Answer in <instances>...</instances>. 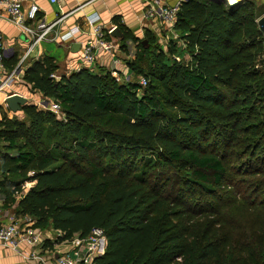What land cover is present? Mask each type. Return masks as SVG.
Listing matches in <instances>:
<instances>
[{
	"label": "trees",
	"instance_id": "16d2710c",
	"mask_svg": "<svg viewBox=\"0 0 264 264\" xmlns=\"http://www.w3.org/2000/svg\"><path fill=\"white\" fill-rule=\"evenodd\" d=\"M259 8L183 0L175 31L185 47L171 40L167 51L115 17L122 49H135L128 68L146 86L105 68L58 80L53 57L33 62L24 82L62 116L0 107L2 209L60 233L57 244L104 230L93 264H264Z\"/></svg>",
	"mask_w": 264,
	"mask_h": 264
},
{
	"label": "crops",
	"instance_id": "0c3cea01",
	"mask_svg": "<svg viewBox=\"0 0 264 264\" xmlns=\"http://www.w3.org/2000/svg\"><path fill=\"white\" fill-rule=\"evenodd\" d=\"M183 0H26L23 7V13L26 15L31 3H36L40 11L38 18L43 19L47 24L53 23L59 18L64 20L57 25L54 32L45 41L40 42L33 50L32 54L26 59L22 65L21 79H23L26 69L36 61L41 60L45 56L53 57L58 65L57 76L60 78L63 75H69L74 71L85 69L82 67L83 48L87 42L94 41L91 27L87 23V16L92 14L99 15L100 23L106 29L117 27L113 19L118 17L126 28H128L137 38L143 39L145 31L149 30L161 42L162 39L168 38L169 32L166 24L156 20L146 18V11L149 4L156 3L158 6L171 7ZM34 25V24H33ZM32 25V26H33ZM79 28V31L73 35V38L67 41H62L61 36L68 33L73 28ZM0 35L2 36L5 45V61L8 65L16 67L21 63L32 37L24 33L19 27L13 24L7 16L4 7L0 5ZM160 38H162L160 40ZM116 42V50L112 53L101 52L97 56V62L94 70L99 68L113 69L124 72L125 62L129 59V55L121 47L120 41L113 38ZM79 46V47H74ZM16 62V63H15ZM16 64V65H14ZM6 65V64H5ZM7 69L11 68L6 66ZM8 69V70H9ZM99 71V70H98ZM125 73V72H124ZM59 80V79H58ZM22 85H15L11 90L13 94L21 95L27 98V104H36L43 99L42 94L32 91V87L22 80ZM0 94V107L2 111L10 117L14 115L22 117V108L14 113L9 110L8 106L2 99ZM7 97V96H6ZM42 97V98H41ZM38 99V101L36 100ZM1 118V114H0ZM3 198L0 197V205ZM14 217V214L5 210L4 217L1 222H9ZM15 218V217H14ZM27 221L26 218L23 219ZM21 220V221H23ZM48 239L45 241V247L40 250L43 261L36 259H25L24 254H30L32 248L22 246L23 253L14 252L8 248L0 246V264H51V261L63 254H66L71 249L67 243L57 244L53 242L56 238L55 232L48 233ZM39 251V250H38Z\"/></svg>",
	"mask_w": 264,
	"mask_h": 264
},
{
	"label": "built area",
	"instance_id": "2783aa9c",
	"mask_svg": "<svg viewBox=\"0 0 264 264\" xmlns=\"http://www.w3.org/2000/svg\"><path fill=\"white\" fill-rule=\"evenodd\" d=\"M51 1L56 2L57 0ZM25 2L26 0H0V5L3 6L7 12L8 19L24 33L29 34L32 37V42L19 66L13 70H8L4 64L6 48L2 36L0 35V94H5L6 96L9 95L7 90H10L13 86L16 78H18V72L22 69V65L26 59L32 54L34 48L40 42L47 40L54 32L57 25L61 24L64 20V18L61 17L55 22L47 24L43 19L38 18L40 8L34 2L30 4L27 14L25 15L23 13ZM181 2L182 1L171 7L157 6L156 3L158 2L149 4L145 14L146 18L156 19L166 24L168 31L171 32V35L173 36L175 34L176 16ZM86 19L91 27L94 41L87 42L83 48L82 67L94 70L97 56L101 52L112 53L117 48V42L113 38L108 39L107 37L115 27L106 29L104 25L100 23L101 18L96 14L87 16ZM78 31L79 28H73L60 38L62 41L70 40ZM181 45L182 47H185L183 43H181ZM52 77L59 79L55 74H53ZM141 83L143 86H146L147 80L144 78ZM49 110L55 114L61 113L60 106L56 103H53ZM4 215L5 211L0 205V220ZM33 225L34 223L31 220L18 221L14 217L6 223L0 221V246L18 253H23L21 251L22 246H28L33 250H31L30 254H24L22 256H24L25 259L43 261L40 250L45 247V241L49 238L48 233H50V231L38 230L34 228ZM56 234V238L53 239L54 243H56L58 237H61L60 233ZM65 243L69 244L71 249L66 254L54 258L51 261V264H93L95 258L103 256L106 253L108 246L106 234L104 230L100 228H94L87 237L81 238L75 236L70 242Z\"/></svg>",
	"mask_w": 264,
	"mask_h": 264
},
{
	"label": "rangeland",
	"instance_id": "374dc122",
	"mask_svg": "<svg viewBox=\"0 0 264 264\" xmlns=\"http://www.w3.org/2000/svg\"><path fill=\"white\" fill-rule=\"evenodd\" d=\"M233 2V0H227V2ZM256 2L258 3V5H259V14H261V13H263L264 12V0H256ZM234 3V2H233ZM169 32V31H168ZM175 32V34L172 36L171 34V32H169V36H168V38H164V39H162V38H160V40H161V42L159 41L158 43H159V45L161 46V48L164 50V51H167L168 50V44H169V42L171 41V40H173V41H176V42H178V46H181L182 47V45H181V43H183L184 44V42L183 41H181L180 39H179V36H178V34H177V32L176 31H174ZM177 37H178V39H177ZM159 40V39H158ZM130 45V53H129V59H128V61L129 60H132V59H134V54H135V49H134V47H133V45L130 43L129 44ZM124 72L123 71H116V70H113V69H110L109 71H111L112 72V74L114 75V76H116L117 77V79H118V81H120V82H122V81H124V80H126V79H131V80H133V81H138L142 86H143V84L141 83L142 82V79H144V77H141V78H139V77H134V75H132L131 74V72H130V70H129V68H128V65H127V62H125V65H124ZM23 69V68H22ZM22 69L18 72V78H16V81L14 82V84H13V86L11 87V89L15 86V85H22L23 84V82H22V80L23 79H21V71H22ZM96 72H98V70H95ZM7 90V92H8V96H10V94H13L12 92V90ZM41 95V94H40ZM6 96V95H5ZM7 96V97H8ZM42 97H43V95H42ZM41 97V98H42ZM37 101H38V99H36ZM39 101H41V102H38V106L39 107H41L42 109H46V110H49V108H51V105L53 104V101L52 100H50V101H48V100H46V99H44V97H43V99H41V100H39ZM58 115V117L60 118L62 115H61V113L60 114H57ZM22 117H23V115H22ZM22 117H20V118H22ZM29 186L30 185H28V184H25V187L26 188H29ZM236 213H237V215H239L240 213L239 212H237L236 211ZM196 215H198V216H201L202 217V215H200V214H196ZM200 218V217H199ZM241 218V217H240ZM239 218V219H240ZM26 220H31L30 218H28V217H26ZM242 221L244 220V219H241ZM204 224H206V223H204ZM204 224H203V227H204ZM181 225V227H183L184 226V224L183 223H181L180 224ZM247 225V227L249 228L250 227V224L248 225V223L246 224ZM214 227V229H216V226H215V223L214 222H212V228ZM219 229H222V230H224V228H222V227H220ZM201 230H203V229H201Z\"/></svg>",
	"mask_w": 264,
	"mask_h": 264
},
{
	"label": "water",
	"instance_id": "95a60500",
	"mask_svg": "<svg viewBox=\"0 0 264 264\" xmlns=\"http://www.w3.org/2000/svg\"><path fill=\"white\" fill-rule=\"evenodd\" d=\"M216 1H227V0H216ZM242 0H233V2H228L230 5H235L240 3ZM258 24L260 27V30L264 36V15L260 17V19L258 20ZM111 37L118 39L119 41H122L123 39V33L120 31V29L118 27H115L111 32H110ZM144 43L146 44V41H144ZM79 47V46H74ZM5 98V103L8 106L9 110L16 113L18 111L21 110V108L23 106H25L28 102L27 98L15 94V95H10L8 97L5 96V94L2 95V99L4 100Z\"/></svg>",
	"mask_w": 264,
	"mask_h": 264
}]
</instances>
